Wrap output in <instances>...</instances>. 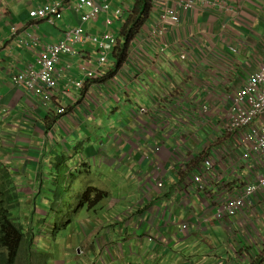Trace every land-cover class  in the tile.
I'll return each mask as SVG.
<instances>
[{
	"label": "crops",
	"instance_id": "obj_1",
	"mask_svg": "<svg viewBox=\"0 0 264 264\" xmlns=\"http://www.w3.org/2000/svg\"><path fill=\"white\" fill-rule=\"evenodd\" d=\"M56 1L5 0L0 5V176L4 175L0 179L15 183L20 207L32 204L34 197L47 190L50 171L64 168L67 182H74L70 187L73 189L79 179L93 175V164L101 163L111 176L122 182L121 190L125 187L126 191L125 197L109 206L130 204V211L119 220L125 224L116 223V237L106 236L101 242L103 248L109 246L110 240L116 242L115 259L122 264L128 261L120 249L121 242H129L143 255L162 252L169 264L264 261V201L254 199L250 211L246 212L247 217L255 219L263 234L257 243H249L244 236V215L235 219L237 236L230 239L226 227L214 218L211 204L186 187L178 169L174 171L178 158L172 152L181 140L185 153L198 156V144L190 135L197 133L202 139L211 137L208 127L202 128L184 118L195 106L194 97L203 99L212 108L217 107L245 84L264 61V0H230L228 12L200 6L194 13L183 15L181 31L167 34L172 46L165 54L157 45L143 47L136 53L127 52L117 66L118 47L114 48L101 81L89 82L85 92L75 88V83L83 78L77 64L84 60L65 58L59 66L60 90L55 94L51 110H47L38 99L16 87L13 77L36 63L37 57L34 60L27 57L35 49L21 45L28 34L40 32L44 42L57 43L70 27L79 23L78 16L71 12L54 26L30 18L32 10ZM67 1L77 3V0ZM131 1L134 0H124L126 4ZM123 19L124 16L115 19L108 28V18L101 15L98 21L88 25L87 31L98 36L110 29L121 37ZM15 26L21 30L17 40L13 37ZM182 39H188L187 48L196 58L203 55V50L215 52V57L202 65L205 57L195 68L193 64V70H185L174 46L176 40ZM81 47L85 48L81 49L85 51L83 55L90 57L94 46ZM24 52L27 55L23 56ZM232 58H236L232 75L223 81L217 70L222 74L228 71ZM68 63L74 66L71 70ZM244 66L253 69L250 73L245 68L234 73V67ZM187 91L184 109L165 117L170 101ZM92 97L97 98V105ZM63 107L67 108V115L58 118L57 110ZM142 107L147 109L145 115L139 114ZM156 148L160 151L155 152ZM158 182L165 183L164 190L157 189ZM88 188L109 195L105 189ZM166 204L171 210L164 214ZM176 222L187 224L188 232L182 235ZM112 227L109 225L108 229L113 233ZM149 238L156 242L155 248L145 247Z\"/></svg>",
	"mask_w": 264,
	"mask_h": 264
},
{
	"label": "built area",
	"instance_id": "obj_2",
	"mask_svg": "<svg viewBox=\"0 0 264 264\" xmlns=\"http://www.w3.org/2000/svg\"><path fill=\"white\" fill-rule=\"evenodd\" d=\"M4 1L0 0V5ZM127 6L124 0H77L76 4L60 0L33 10L30 13L33 21L53 26L65 20L68 12L75 13L79 26L70 27L64 38L57 43L44 42L38 34H28V38L22 40L21 45L34 48L35 51L39 49L36 64L14 76V85L34 94L41 99L43 106L48 107L52 104L53 92L58 88L62 77L58 66L65 58L79 56L84 60L81 62V70L85 79L77 83V88L83 89L87 80H101L106 66L110 64V54L117 48L119 36L110 29L95 36L86 27L98 21L101 15H105L109 28L115 19L125 15ZM200 6L222 13L231 9L230 0H153L148 18L130 42L131 50L129 48L128 53H136L143 47L149 48L153 45H157L163 54L167 53L172 46L167 38L169 31H181L183 15L194 13ZM14 31L18 35L20 30ZM186 41L188 39L176 40L174 44L178 59L185 65V70H193V64L195 68L205 57L207 60L215 57V52L205 53L201 54L199 60L188 50ZM88 45L94 46V49L87 58L83 55L85 51H79V47ZM67 67L72 69L74 66L68 63ZM241 87L236 93L229 95V98L222 100V105H227L224 113H221L218 106L212 108L199 97H194L195 106L185 113V119L211 130V137L207 139L193 134V140L205 146L199 165H192L193 160L188 159L181 148V140L172 152L178 158L186 187L193 192L206 191L210 185L226 181L223 183L226 186L225 191L217 195L211 204L215 206V216H224L229 227L236 217L244 215V236L249 243L254 244L263 234L255 219L247 217L246 212L250 211L249 206L254 199L264 201V61ZM188 94L189 91L175 96L165 109V117H172L175 112L182 111ZM146 112L147 109L143 107L139 110L140 115H145ZM224 132L227 133L226 136L222 135ZM156 187L162 191L165 183L158 182ZM202 196L206 201L209 200L207 196ZM166 205L164 214L171 210L170 205ZM180 228L182 232L187 230L185 224ZM230 234L236 237L235 230ZM260 264H264V261Z\"/></svg>",
	"mask_w": 264,
	"mask_h": 264
},
{
	"label": "rangeland",
	"instance_id": "obj_3",
	"mask_svg": "<svg viewBox=\"0 0 264 264\" xmlns=\"http://www.w3.org/2000/svg\"><path fill=\"white\" fill-rule=\"evenodd\" d=\"M127 4L124 21L131 13L134 1ZM78 26L79 23L75 25V27ZM88 28L87 26L86 29ZM81 49L85 48L79 47V51ZM29 52L31 53L29 56L27 52L22 55H27L28 59L32 57L34 60L37 57V52ZM201 52L207 53L204 50ZM69 58L75 60L81 57ZM207 63L205 58L202 65ZM235 63L236 58L230 59L228 71L223 72V74L219 72V69L217 70L223 81L232 75L230 72H232ZM30 65L32 64H29L25 70ZM234 68V73L244 70V68L250 73L249 71L253 69L251 66ZM77 69L83 77L81 80H84L85 75L81 70V62L77 64ZM253 73L255 71L251 74ZM241 88L237 87L235 93ZM223 103L227 104L226 101ZM218 107L221 113H224L227 105L224 107L221 102ZM222 135L226 136L227 133L224 132ZM66 173L64 168L61 171H50L47 190L34 197L32 204L17 208L14 218L25 229V233L34 243L33 251L26 252L23 250L18 264H122L120 260L115 259V241L110 240L107 248L101 247V242L105 241L106 236L107 238L111 235L116 237V223L130 211V204L128 206L121 204L115 208L109 206L111 202L126 196L125 187L121 190L122 182L117 177L111 176L107 167L101 163L93 164V175L79 179L73 189L70 187L74 182H67L68 177H64ZM224 182L226 181L217 182L216 185L222 187ZM90 186L107 190L109 198L100 203L96 199L97 192H95V194H91L90 200H82L81 197ZM73 191L77 194L75 195ZM79 205L81 206L79 207ZM119 222L125 224V221ZM109 225L113 226V233L110 231L111 229H108ZM155 243V241L147 242L145 247L148 249L155 248ZM120 244V249L124 251L128 264H169L162 252H154L151 256L143 255V253H138L136 248H132L129 242H121Z\"/></svg>",
	"mask_w": 264,
	"mask_h": 264
},
{
	"label": "trees",
	"instance_id": "obj_4",
	"mask_svg": "<svg viewBox=\"0 0 264 264\" xmlns=\"http://www.w3.org/2000/svg\"><path fill=\"white\" fill-rule=\"evenodd\" d=\"M152 2L153 0H134L133 9L122 24L119 33L122 44H120L116 53L117 66H120L123 62L130 42L134 40L148 18ZM95 192H97L96 199L98 201L108 198L107 193L89 188L81 197L82 200H90L91 194H95ZM17 203L18 200L14 194L0 190V264H18L23 250H26V252L33 251L34 243L32 239L14 219L13 211L16 209L17 205L15 204Z\"/></svg>",
	"mask_w": 264,
	"mask_h": 264
},
{
	"label": "clouds",
	"instance_id": "obj_5",
	"mask_svg": "<svg viewBox=\"0 0 264 264\" xmlns=\"http://www.w3.org/2000/svg\"><path fill=\"white\" fill-rule=\"evenodd\" d=\"M2 5V4H1ZM33 11V10H32ZM31 11V12H32ZM30 12V13H31ZM30 18H31V15H30ZM14 29H19L18 27H14ZM14 29H13V37L17 40V38H18V35H19V33H18V35H15L14 34ZM34 34H38V35H40L41 36V38L43 39V36L44 35H42V34H40V32H38V33H34ZM122 43V38L121 37H119L118 38V44H117V46L116 47H119L120 46V44ZM130 48V47H129ZM37 52H39V49L37 50ZM38 55V54H37ZM36 64V63H35ZM33 65V64H32ZM60 66V65H59ZM58 66V67H59ZM59 69V68H58ZM68 70H71V69H68ZM25 71V70H24ZM59 71H60V69H59ZM61 72V71H60ZM21 73V72H20ZM62 73V72H61ZM18 75V74H17ZM61 79H62V77H61ZM83 80H80V81H77L76 83H75V88H76V90L77 91H79V92H81V91H83V92H85V90L87 89V86H88V83L89 82H92V83H95V82H93V81H89V80H85L87 83H86V85H85V87L83 88V89H78L77 88V83H79V82H82ZM99 81H101V80H99ZM99 81H96V82H99ZM60 82H61V80H60ZM14 83V82H13ZM60 86H61V83L58 85V88L53 92V100H52V104L50 105V106H43V104H42V102H41V99L40 98H38L37 96H35L34 94H32V93H30V92H28L27 90H25L24 88H22V89H24L28 94H30V95H32L34 98H36V99H38L39 100V102H40V105H41V107L42 108H44V109H47V110H51V108H52V106H53V103H54V100H55V94L60 90ZM235 93V92H234ZM92 100H93V102L97 105V103H96V101H97V98L96 97H92ZM143 108H145V107H143ZM146 109V108H145ZM7 112H9V110L8 111H6L5 112V117H7L8 116V113ZM140 114V113H139ZM67 115V108L66 107H63V108H60L59 110H57V116H58V118H64L65 116ZM61 122H62V120H61ZM61 122H60V120H59V122H58V124H61ZM193 134L194 133H192L191 135H190V137H191V139L193 140ZM197 134V133H196ZM199 135V134H198ZM50 138L51 139H53V134L52 133H50ZM194 141V140H193ZM195 143H196V141H194ZM159 150L160 151V149L159 148H156V150ZM204 149H205V146H202V145H199L198 144V147H197V151H198V156H195V154H193L192 152H186L185 154L187 155V157H188V159H190V160H193L192 161V165H199V163H200V161H201V158L203 157V155H204V153H205V151H204ZM156 150H154L155 152H159V151H156ZM174 171H176L177 169H178V171H179V173H181L182 175H183V173L181 172L182 171V169H181V166H180V164H179V161L177 160V163L175 164V166H174ZM2 176V175H1ZM0 176V177H1ZM184 176V175H183ZM4 177V175L2 176V178ZM6 187H8V188H6ZM89 189V188H88ZM225 189H226V186L225 185H223L222 187H218L217 185H216V183H214V184H212V185H210L208 188H207V190L206 191H202V192H196L198 195H200V196H202V195H205V196H207V198L209 199V200H207V202L208 203H210V204H212L213 203V200L216 198V196L217 195H219L220 193H223L224 191H225ZM0 190H5V192H10L11 194H14L15 196H16V198H17V200H18V203L17 204H15V205H17V207H16V209L13 211V214H15L16 213V210H17V208L18 207H20V197H19V195H18V193H17V191H16V186H15V183L14 182H10L9 183V181L8 182H5V180L4 179H2L1 181H0ZM105 193V192H104ZM195 193V192H194ZM80 198V197H79ZM78 198V199H79ZM108 198H109V195H108ZM108 198H106V199H104L103 201H105V200H107ZM103 201H100V203L101 202H103ZM214 205V204H213ZM167 206V205H166ZM166 206H165V208H166ZM212 206V205H211ZM212 209H213V216H214V218L218 221V223L220 224V225H222V226H225L226 227V229H227V231H228V234H229V237H230V239H232V238H234V237H232V235L230 234V232L231 231H234L235 230V235L237 236V228H236V226H235V219L237 218H235L234 219V221H232L231 223H230V226L228 227L227 226V220L225 219V217L223 216V217H221V218H216V216H215V213H216V210H215V206H212ZM165 210V209H164ZM169 211V210H168ZM164 212V211H163ZM167 213V212H166ZM165 213V214H166ZM16 221H17V219L16 218H14ZM177 223V226H178V230H179V232L182 234V235H184L185 233H187L188 232V225L187 224H185V223H181V224H179V222H176ZM182 224H185L186 226H187V230L186 231H184V232H182L181 231V228H180V226L182 225ZM154 241V239L153 238H149L148 239V242L149 243H151V242H153ZM107 248V247H106ZM261 255H263V253H261ZM260 262L261 261H259V260H257V259H255L253 262H252V264H260Z\"/></svg>",
	"mask_w": 264,
	"mask_h": 264
},
{
	"label": "bare ground",
	"instance_id": "obj_6",
	"mask_svg": "<svg viewBox=\"0 0 264 264\" xmlns=\"http://www.w3.org/2000/svg\"><path fill=\"white\" fill-rule=\"evenodd\" d=\"M20 30V29H19ZM21 32V30L19 31V33Z\"/></svg>",
	"mask_w": 264,
	"mask_h": 264
}]
</instances>
